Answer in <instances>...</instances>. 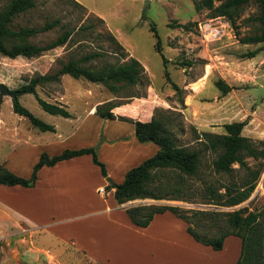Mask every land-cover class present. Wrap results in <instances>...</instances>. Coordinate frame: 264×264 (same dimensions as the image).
Returning <instances> with one entry per match:
<instances>
[{
  "label": "rangeland",
  "instance_id": "374dc122",
  "mask_svg": "<svg viewBox=\"0 0 264 264\" xmlns=\"http://www.w3.org/2000/svg\"><path fill=\"white\" fill-rule=\"evenodd\" d=\"M8 1L0 0V7ZM74 1L82 7L76 6L70 0H35V8L15 20L16 26L37 29L46 23L59 22L53 29L30 39L31 43L39 46L51 43L65 30L72 31V35L63 46L38 57L10 59L0 55L1 84L14 91L34 76L53 74L60 68L61 63L72 58L79 59L90 53L102 55L92 62L96 67H102L105 64L116 65L125 62L129 59L124 54L126 52L138 60L148 74H145L146 78L140 84L120 90L117 97L103 85L75 80L69 76H63L56 83L38 86L37 94L43 100L60 105L66 103V109L75 119L70 124L62 117L45 113L32 94L19 96L18 99L25 108L44 123L56 126L61 137L54 132H40L32 127L25 118L13 113L12 100L9 97H1L0 169H7L19 177L28 179L41 154L52 157L65 150H73L74 144L91 143L92 140L94 142L96 133H102L101 120H108L98 116L97 109L102 108L103 114L109 112V108H103L106 104L117 106V120L132 122L174 111L181 113L185 127L183 133L179 134L180 144L187 146L190 154L196 155L199 164L198 182L213 204H172L184 209L220 211L247 207L250 213L262 209L264 97L260 103H256V88L264 83V44L243 45L237 40L257 32L258 23L252 20L259 13L255 2L250 1L244 7L235 25L232 26L228 21L230 27L220 33L221 38L209 39L210 36H202L198 24L214 20L213 27L220 28L221 25L215 20L217 18L211 19L208 10H195L194 1L197 0ZM222 1L214 0V3L218 5ZM97 17L104 23L99 22ZM182 25H187V30L181 28ZM151 27L160 38L161 53L155 48L156 38ZM237 33L239 37L236 36ZM111 34L124 50L116 47L110 38ZM252 51L257 52L253 59L255 62L244 57ZM122 53L125 56H122ZM162 57L166 60L165 64ZM219 75L234 83L236 89L235 95H226L221 101L224 105L241 102L240 109L227 110L215 106L216 99L212 91L218 92L214 83L220 79ZM192 78L194 83L190 92L184 89L181 94H176L170 84L172 82L180 85L181 80ZM87 111L93 113V116L87 118ZM248 116L249 122L242 133V137L250 144V152L242 158L244 169L239 168V163H236L233 166L234 171H217L215 161L219 152H214L213 146L217 138L224 134L222 125L234 120L243 121ZM75 129V135L67 139L66 133ZM102 151L98 148L96 154L99 153L104 159L107 153ZM136 166L127 163L125 168L129 171ZM258 169L260 171L257 174ZM235 183H254L250 196L237 204L232 203V197H229L235 193V188L232 187ZM140 203L150 201H134L125 205L135 206ZM23 234L19 242L13 238L8 242H0V264H94L84 255L76 254L75 250L65 243L53 244L46 247L45 251L36 252L39 258L35 262L27 260L31 259L30 253L33 252L29 243L31 236ZM164 248L156 255L155 263L169 261L179 264L185 259L187 264H191L190 260H203L190 251L175 250L173 246ZM5 254L6 260L3 258ZM206 259H209L211 264L217 260L215 257Z\"/></svg>",
  "mask_w": 264,
  "mask_h": 264
},
{
  "label": "trees",
  "instance_id": "16d2710c",
  "mask_svg": "<svg viewBox=\"0 0 264 264\" xmlns=\"http://www.w3.org/2000/svg\"><path fill=\"white\" fill-rule=\"evenodd\" d=\"M70 1L76 6L82 7L76 1ZM250 1L255 2L259 11L258 15L252 19L258 23L257 32L237 40L244 45L264 44V0H223L218 5H215L214 0H197L194 1V8L196 11L206 9L210 12L211 19L227 20L233 26ZM33 8H35V0H9L0 7L1 56L10 59L34 58L68 42L72 35L70 30L63 31L51 43L42 46L31 43V38L39 33L49 31L59 24L58 21L46 23L40 29L16 26L15 20ZM98 20L104 23L100 18ZM180 27L185 30L188 28L187 25ZM151 31L156 38L155 48L161 53L160 38L153 27H151ZM110 36L116 47L124 50L112 34ZM236 36L239 37L238 33ZM124 54L128 56L126 52ZM124 54L122 53V56H125ZM256 54V51H252L244 57L251 59ZM99 57H102L100 53H90L79 59L72 58L61 63L60 68L53 74L34 76L18 89L12 91L17 94V98L12 100L13 113L25 118L32 127L40 132H55L54 126L44 123L25 108L20 103L19 96L32 94L45 113L70 118L71 114L65 106L43 100L38 96L36 88L59 82L62 76H69L75 80L103 85L117 97L118 92L123 88L136 86L146 78L142 64L132 57L116 65L105 64L102 67L92 65V62ZM162 59L165 64L166 60L164 57ZM170 84L176 94L182 93V90L175 83L170 82ZM214 86L223 96L232 89L221 79L216 80ZM1 103L2 98H0V106ZM180 103H182L181 99ZM103 108H109V112L103 114L102 108L97 109L99 110L98 116L108 120H117L116 105L109 103ZM181 118L180 112L170 111L159 117L151 115L148 119L133 122L137 141L139 143H152L157 147V151L153 156L127 171L119 185H109V187L115 188V201L119 205L134 201H150V203H140L125 208L132 224L145 228L150 224L155 214L168 211L186 223L187 233L196 242L210 246L216 251L221 250L223 241L227 236L235 235L241 240L240 256L235 264H264V207L255 213H250L247 207L232 211H220L215 209H184L172 204L176 202L205 206L213 204V201L209 199L198 182L199 164L196 155L190 154L187 146L180 144L179 134H182L185 129ZM246 124L247 121L245 120L222 125L224 134L217 138L213 146V151L219 152L215 161L217 171H234L233 166L236 163H239V168L244 169L242 158L250 152V144L242 137V130ZM85 154L91 155L93 164L98 166L101 174L106 177L105 165L98 160L96 149L82 148L65 150L52 157L45 153L41 154L28 179L1 168L0 186L33 187L38 179L37 173L41 168L52 167L58 162ZM259 171L260 169L256 173L258 174ZM235 184L232 186L235 188V193L229 197H232L230 199L232 203L237 204L250 196L254 183L249 185L246 183Z\"/></svg>",
  "mask_w": 264,
  "mask_h": 264
},
{
  "label": "crops",
  "instance_id": "0c3cea01",
  "mask_svg": "<svg viewBox=\"0 0 264 264\" xmlns=\"http://www.w3.org/2000/svg\"><path fill=\"white\" fill-rule=\"evenodd\" d=\"M219 76L232 88L226 95H235L234 83ZM192 81L193 78L187 81L183 79L177 86L190 92ZM212 95L216 99L215 106L220 109L237 110L242 107L241 102L224 105L221 100L227 96H223L219 90L212 91ZM62 104L68 108L65 102ZM86 114L87 118L93 116L89 111ZM249 118L245 119L247 124ZM74 120L72 115L64 118L69 124ZM232 122L242 120L229 121ZM101 124L102 133H96L94 142L74 144L73 150L94 147L96 152L98 148L106 151L104 159L99 153L97 157L105 165L107 176L104 177L99 167L93 164L91 155L85 154L41 168L33 187L0 186V242H8L12 238L19 242L23 233L30 234L29 243L33 252L30 253L31 259L27 260L32 262L39 258L36 252L45 251L53 244L65 243L76 254L84 255L94 264H158L155 263L156 255L169 246L175 247V250L190 251L203 259L200 262L190 260L191 264H211L206 259L209 257L217 259L214 264H235L241 251V240L235 235L227 236L221 250L216 251L196 242L187 233L186 223L168 211L155 214L145 228L131 223L125 212L127 206L117 204L115 188L109 185H119L127 172L126 164L136 166L142 163L156 153L157 147L152 143L137 141L135 125L131 120H101ZM54 128V134L61 137L58 128ZM75 131L67 132V139L72 138ZM107 179H110V183ZM100 186L105 187L104 193L97 191ZM3 258L6 260L7 255ZM179 264H187V261L184 259Z\"/></svg>",
  "mask_w": 264,
  "mask_h": 264
},
{
  "label": "built area",
  "instance_id": "2783aa9c",
  "mask_svg": "<svg viewBox=\"0 0 264 264\" xmlns=\"http://www.w3.org/2000/svg\"><path fill=\"white\" fill-rule=\"evenodd\" d=\"M213 20V19H212ZM216 21H219L221 27L217 28V27H213L212 22L214 21H208V22H204V23H199L198 24V28L199 31L202 33V36L204 38H206L207 36H210L209 39H219L221 38L222 34H220L223 30L227 29L230 27V24L228 21L217 18L215 19ZM97 191L99 193H104L105 192V187L100 186L97 188Z\"/></svg>",
  "mask_w": 264,
  "mask_h": 264
},
{
  "label": "water",
  "instance_id": "95a60500",
  "mask_svg": "<svg viewBox=\"0 0 264 264\" xmlns=\"http://www.w3.org/2000/svg\"><path fill=\"white\" fill-rule=\"evenodd\" d=\"M144 9H146V7ZM256 91V103H260L262 101V98L264 97V83L262 86L257 87ZM1 97H9L11 100H15L17 98V94L15 92L10 91L5 85L0 83V98ZM107 182L110 183V179H107Z\"/></svg>",
  "mask_w": 264,
  "mask_h": 264
}]
</instances>
